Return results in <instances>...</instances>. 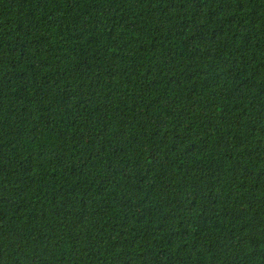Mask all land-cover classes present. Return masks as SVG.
<instances>
[{
	"label": "trees",
	"instance_id": "1",
	"mask_svg": "<svg viewBox=\"0 0 264 264\" xmlns=\"http://www.w3.org/2000/svg\"><path fill=\"white\" fill-rule=\"evenodd\" d=\"M0 264H264V0H0Z\"/></svg>",
	"mask_w": 264,
	"mask_h": 264
}]
</instances>
